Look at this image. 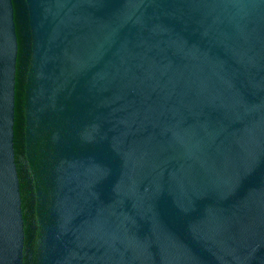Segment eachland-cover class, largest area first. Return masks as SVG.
<instances>
[{
    "label": "water",
    "instance_id": "95a60500",
    "mask_svg": "<svg viewBox=\"0 0 264 264\" xmlns=\"http://www.w3.org/2000/svg\"><path fill=\"white\" fill-rule=\"evenodd\" d=\"M0 264H264V0H0Z\"/></svg>",
    "mask_w": 264,
    "mask_h": 264
}]
</instances>
